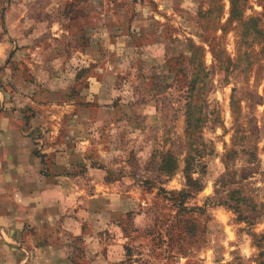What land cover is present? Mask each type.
Wrapping results in <instances>:
<instances>
[{"label":"rangeland","instance_id":"374dc122","mask_svg":"<svg viewBox=\"0 0 264 264\" xmlns=\"http://www.w3.org/2000/svg\"><path fill=\"white\" fill-rule=\"evenodd\" d=\"M263 48L264 0H0V264L264 262Z\"/></svg>","mask_w":264,"mask_h":264},{"label":"trees","instance_id":"16d2710c","mask_svg":"<svg viewBox=\"0 0 264 264\" xmlns=\"http://www.w3.org/2000/svg\"><path fill=\"white\" fill-rule=\"evenodd\" d=\"M233 12H234V10H233ZM256 32H258L257 30H256ZM263 51H264V48H263ZM240 61V60H239ZM241 62V61H240ZM228 65H229V61H228ZM253 65V62H252V60L251 61H249L248 62V66L245 68V70H242V72L244 73H246V75L249 73V71H250V67L249 66H252ZM237 66H239V64H237ZM229 67H230V65L227 67V69L229 70ZM229 72V71H228ZM203 72H201V74H202ZM241 99H243L242 98V96H240L239 94H238V91H237V89H234L233 90V95H232V106H233V109L235 108V109H239V105H240V102H241ZM234 111V110H233ZM188 122H189V126L191 125V126H194L195 124V122H196V117H194L193 116V113H189V115H188ZM204 122H203V116H202V114H201V126H202V124H203ZM233 151H228L227 152V154H225V156L227 155V158H226V160H225V163H227L228 162V156H229V154L230 153H232ZM234 152H236V151H234ZM187 167H188V171H190V167H189V165H187ZM189 180H191V182L192 181H195V180H193L192 178H189ZM194 183H196V182H194ZM180 195L181 196H183V197H186V196H189V194H187L186 192H182V193H180ZM184 202L185 201H182V203L179 205V214H181V217L180 218H183V219H185V220H183V221H185V224H184V226H182L181 224H179V223H175V224H173L171 227H172V229H177V234H176V236L175 237H181L182 235H184V236H186V235H189V234H191L190 233V231L192 230V228L194 229V225H192L191 223H190V221H191V218H192V215L191 214H189L187 211H189V209L188 208H186V206L184 205ZM232 209L233 210H235V212H238V211H240V208H238L237 206H234V207H232ZM187 210V211H186ZM195 210H198V208H191V211H195ZM201 210H203L202 208H201ZM183 213H185V214H183ZM183 214V215H182ZM179 218V219H180ZM261 264H264V262H261Z\"/></svg>","mask_w":264,"mask_h":264},{"label":"crops","instance_id":"0c3cea01","mask_svg":"<svg viewBox=\"0 0 264 264\" xmlns=\"http://www.w3.org/2000/svg\"><path fill=\"white\" fill-rule=\"evenodd\" d=\"M13 141L15 142V138H13ZM25 141H27V145H31V139L30 138H25ZM29 143V144H28ZM8 145H11L10 143H8ZM13 146V145H12ZM11 147V146H10ZM31 147H32V145H31ZM25 152H27V153H29L27 156H31V152H32V150H31V148L29 147V149L26 147L25 148V150H24ZM29 160H30V163L32 162V161H35V158L33 159L32 158V156L31 157H29ZM56 181V180H55ZM45 197V196H44ZM30 200L31 201H34V199L33 198H30ZM34 205V204H33ZM37 205L38 206H40L38 203H37ZM47 206V204L45 203L44 204V202H43V205H42V208L43 207H46ZM0 218H2L5 222H7V225L8 224H10L11 223V219H10V216L9 215H7V216H5V217H0ZM37 220H41L40 218L39 219H37ZM52 221L53 220V217H52V215H50V216H48V217H46L45 216V218L41 221L43 224H39L38 225V231L39 230H41V228H43V227H51L52 226V224L49 222V221ZM44 225H46V226H44ZM23 227L22 228H19V226H17V225H15V226H12L13 228L12 229H10V228H8L7 230L8 231H10V233H12V232H16V231H18L19 229L20 230H23V228H24V226H25V224H23L22 225ZM12 231V232H11Z\"/></svg>","mask_w":264,"mask_h":264}]
</instances>
